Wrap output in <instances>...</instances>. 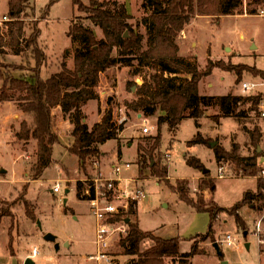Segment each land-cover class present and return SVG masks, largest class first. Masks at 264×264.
<instances>
[{
	"label": "rangeland",
	"instance_id": "rangeland-1",
	"mask_svg": "<svg viewBox=\"0 0 264 264\" xmlns=\"http://www.w3.org/2000/svg\"><path fill=\"white\" fill-rule=\"evenodd\" d=\"M81 1L83 7L77 6L74 0H31L26 3L20 19H17L23 21L25 26V36L21 39L24 45L34 27L40 28L36 47L46 56L40 68L43 80L59 73L64 64L72 68L75 58L86 46L84 37L74 38L69 35L72 25L83 24L94 31L97 39L104 37L102 28L88 19L91 14L86 10L90 0ZM100 1H108L109 4L104 8L112 11L115 10L113 1L126 5L131 14L130 23L134 31L142 35V47L146 49L149 32L144 19L153 12L143 7L144 0ZM244 2L245 7H241V10L244 8L242 12L245 13L247 0ZM6 5L7 0H0V15L6 14ZM195 11L175 40L179 48L178 57L192 63L173 75L176 81L189 78L187 70L192 65L205 71L214 64L218 67L198 83L201 95L233 93L248 96L264 93V75L259 73L260 70L264 71V15L259 12L250 16L243 14L221 19V16L205 17L197 8ZM0 27L1 32H7V26ZM6 41L10 42V37ZM4 49L5 55H0V92L6 87L1 75L12 72L16 78L29 77L36 67L34 48L25 49L21 54H15L8 46ZM155 73L156 69L140 64L135 57L129 64L118 63L99 75L97 98L81 106L83 121L91 130L102 121L110 107H113L114 115L119 107H124L130 119L124 124L126 134L120 132L118 140H109L103 147L99 145L100 154L89 155L84 160L71 152L74 145L71 113H64L60 107L53 109L60 143L54 147V165L46 169L37 180L31 179V168L37 159V141H24L17 136L22 123L30 122L32 118L20 109L17 102L0 103V199H16L23 193L26 184L28 193L25 200L29 203L27 207L24 202L17 200L13 216L5 218L0 226V264H25L24 254L31 253L35 246L39 250V255L34 257L36 264H96L88 258L98 250L95 242L97 224L91 216V201L86 198L85 190L92 186L90 179L98 171L105 177L113 176L114 164L123 165V178H138V184L145 191L138 207H134L139 215L131 216L128 209L121 212L118 220L132 218L133 221L138 220L144 232H152L164 238L179 237L184 252L191 250L192 239L195 238L194 241H198L204 253L195 255L192 264H264V247L260 249L256 234L261 219L264 230L262 198L255 197L251 203L238 209L247 229L236 222L235 215L223 212L213 222V234L203 240L202 236L208 234L210 214L197 211L174 190L177 183L185 180L186 196L198 202L201 200L209 207L219 205L226 209L242 201L249 191L258 194L257 181L264 180V156L256 166V176L247 175L248 169L239 165L237 160L252 163L256 146L264 154V117L260 110L258 113L249 110L250 104H241L237 113L245 110L249 115L242 118L222 116L219 106L213 105L206 108L199 123L193 118H186L175 130H171L168 124L159 129L157 121L160 112L147 116L140 109L128 107L129 103L137 100L136 85L141 86L150 81ZM234 73H240V82H236ZM244 83L261 85L252 91H245L242 86ZM140 113L142 116L138 118L137 114ZM143 117L148 118L152 126L151 134L142 133ZM159 132L160 150L163 155L167 153L164 157L168 174L166 178L154 177L150 172L141 173L137 164L139 144L145 143V137ZM199 133L208 143L189 147L188 141ZM217 147L222 150L220 160L215 155ZM231 154L236 155L235 158L231 159ZM185 156L200 159L203 167L197 171L188 166ZM97 159L100 169H96L93 164ZM127 162L131 163L130 168L125 166ZM221 168L223 178L219 177ZM57 181L61 184V191L55 193L52 189ZM28 208L35 213L33 218L27 214ZM47 233L57 236L59 249L55 248L54 243L45 240ZM227 235L232 236L233 246L224 242ZM215 244H218L223 255ZM152 245L151 240H146L141 247L145 250ZM22 247L25 253H22ZM131 251L132 243L118 238L111 246V255L114 256L112 264H130L134 257ZM166 261L172 264L170 258Z\"/></svg>",
	"mask_w": 264,
	"mask_h": 264
},
{
	"label": "trees",
	"instance_id": "trees-1",
	"mask_svg": "<svg viewBox=\"0 0 264 264\" xmlns=\"http://www.w3.org/2000/svg\"><path fill=\"white\" fill-rule=\"evenodd\" d=\"M29 1L31 0H9L8 15L10 20L3 24L8 27L7 32H1L2 28L0 27V55H5L4 48L6 46L12 48L15 54H21L25 49L34 48L33 58L36 60V67L32 69L29 77L16 78L13 77L12 72L1 75L6 87H3V91L0 92V103L17 102L20 109L30 114L32 118L30 122L22 123L17 136L24 141L32 139L37 141V159L31 168V179L33 180L40 179L46 169L55 163L54 147L60 143L56 120L53 117V109L57 107H60L66 114L71 113L74 125L72 131L74 145L71 152L81 160L89 155L100 154L99 145L112 139L118 140V135L123 131L124 125H117L113 107H110L102 121L95 124L90 130L87 123L83 121L81 106L97 98L96 87L101 73L118 63L126 62L127 65L135 57L138 58L140 64L156 69L157 73L152 75L150 81L141 86L136 85L137 100L129 103L128 107L133 110L140 109L147 116L160 112L161 115L158 116L157 121L159 129L162 125L168 124L171 130H175L186 118H193L199 123L206 108L213 105L219 106L222 116L248 117V112L245 110L237 113L241 104H250L249 110L259 112L258 106L264 99L263 92L248 96L233 93L217 96L200 94L198 83L201 78L208 76L214 68L218 67L214 64H211V68L205 71L192 65L191 68H187L189 78L181 82L176 81L173 77L179 70L192 64L178 57L179 48L175 40L180 30L184 28V24L189 21L190 15L196 12V8L201 15L207 16L234 14L243 11L244 8L241 10V7H245L244 0H144L143 7L153 12L150 17L144 19L149 32L146 49L142 47V35L135 32L130 23L131 14L128 13L125 4L113 1L115 10L112 11L104 8L109 4L108 1L90 0V6L86 10L91 14L88 19L102 28L104 37L97 39L94 31L83 24L72 25L69 35L74 38L84 37L86 46L75 58L72 68H68L64 64L59 73L49 76L46 80L42 79L40 72L46 56L36 47L41 34L40 28L34 27L25 45L21 41L25 36V26L23 21L17 19H20L26 3ZM74 2L77 6L83 7L81 0H74ZM246 6L247 13L258 14L264 10V0H247ZM7 37H10V42L6 41ZM142 49L144 50L142 51ZM259 73L264 75L262 70ZM234 74L236 82H240V73ZM255 132L258 131L255 130ZM143 140L145 143L139 144L137 149V164L141 173L150 172L154 177L166 178L168 174L164 157L167 156V153L163 155L160 150L161 133L147 136ZM207 143L208 140L199 133L188 141L187 145L191 147ZM221 152L222 150L217 147L215 150L217 160H220ZM235 156L231 154L229 157L232 159ZM262 156H264L263 152L259 151L256 146L255 157L251 159L252 163H245L242 159H238L237 163L248 169L247 175L256 176L258 172L256 166ZM185 157L188 166L194 169L203 167V162L200 159L194 156ZM186 182L183 180L179 182L180 184L177 183L174 190L197 211L210 214L208 234L202 236L203 240L213 234V222L223 212L235 215L236 222L244 225L243 227L247 229L238 209L242 205L251 203L255 197L264 200V180L262 179L257 181L258 194L254 195L252 191L247 192L242 201L230 209L219 205L209 207L201 200L198 202L193 197L186 196L184 193L187 188ZM91 190V197H93L95 195L93 186ZM27 193L28 185L25 184L23 193L16 199H0V226L5 218L13 216V207L17 204V200L24 202L25 204H23L29 207L28 201L25 200ZM86 198L89 197L86 196ZM134 207V203L130 204L131 216L138 214ZM121 212L120 210L118 216L121 215ZM27 214L33 218L35 213L28 208ZM125 220L129 227L126 240L132 243L131 255L134 256L130 264H167L166 260L169 258L172 260V264H192V258L195 255L204 253L198 241H194L195 238L192 239L191 250L182 252L179 237L164 238L152 232H144L141 230L138 220L133 221L132 218ZM146 240H151L153 245L142 250L141 245Z\"/></svg>",
	"mask_w": 264,
	"mask_h": 264
},
{
	"label": "built area",
	"instance_id": "built-area-1",
	"mask_svg": "<svg viewBox=\"0 0 264 264\" xmlns=\"http://www.w3.org/2000/svg\"><path fill=\"white\" fill-rule=\"evenodd\" d=\"M260 15H264V10ZM9 15H0V25L9 21ZM261 84H246L244 83L243 89L245 91H252L258 88ZM259 110L262 117H264V99L259 104ZM142 114L138 115V118ZM130 119L127 110L124 107H119L115 113V120L117 125H124ZM141 130L143 134L152 132V126L149 124L148 118L143 117L141 123ZM263 163V162H262ZM96 169H100L99 159L93 161ZM127 168L131 167V163H125ZM123 165H114L113 176L105 177L98 171L97 175L90 179V182L94 188L95 195L91 197V188L87 187L85 190L88 200L91 201V216L97 223V247L96 253L89 255V260L95 261L96 264L109 263L112 264L113 254L111 255V246L118 238L126 239L129 234V227L127 221L118 220V213L121 211H127L130 204L134 203L135 207H138L139 201L145 196V191L142 186L138 184V178H123L121 176ZM220 178H223V170L220 169ZM53 192L58 193L61 191V184L59 181L53 186ZM91 197V198H90ZM261 219L256 230V234L259 239V247H264V230L262 229ZM224 242L228 246H233L234 242L231 235H227ZM39 253L37 247L33 249V256Z\"/></svg>",
	"mask_w": 264,
	"mask_h": 264
},
{
	"label": "crops",
	"instance_id": "crops-1",
	"mask_svg": "<svg viewBox=\"0 0 264 264\" xmlns=\"http://www.w3.org/2000/svg\"><path fill=\"white\" fill-rule=\"evenodd\" d=\"M8 3H9V1L7 0V5H6V6H7V10H8V8H9ZM7 10H6V11H7ZM6 11H5V13L7 14L8 11H7V12H6ZM236 13H238V14H236ZM236 13H234V14H227V15H224V16L221 15V19H222V17H225V16H234V15H243V14H245L246 16H250V15H251V14H249V13H247V12H245V13H244V12H240V13H239V12H236ZM245 15H244V16H245ZM205 17H208V16L205 15ZM205 17H204V18H205ZM209 17L220 18V17H217V16H209ZM259 69H262V68H259ZM263 70H264V69H263ZM140 114H141V113H140ZM140 114H138V115H140ZM13 115L15 116V113H13ZM141 116H142V115H141ZM137 117H138V116H137ZM123 131H124V130H123ZM124 134H126V130L124 131ZM106 143H107V142H106ZM106 143H104V144L102 145V147H103ZM103 152H104V151H103ZM114 165H118V164H114ZM196 170H197V169H196ZM0 171H1V169H0ZM197 171H198V170H197ZM2 172H4V171H2ZM3 180H4V179H3ZM0 181H2V180H0ZM24 185H25V184H24ZM138 215H139V212H138ZM139 220H140V218H139ZM96 224H97V223H96ZM209 225H210V223H209ZM96 240H97V228H96ZM96 240H95V242H96ZM52 243H53V242H52ZM68 243H69V242H68ZM68 243H66V245H69ZM20 244H21V243H20ZM20 244H19V246H21ZM54 245H55V244H54ZM35 247H36V246H35ZM35 247H34V248H35ZM18 248H19V247H18ZM34 248H33V249H34ZM33 249H32V252H33ZM21 250H22V253H25V249H24V247H22ZM18 251L20 252L19 249H18ZM181 251H182V250H181ZM32 252H31V253L28 252V254H27V253L24 254V260H25L24 262H25V264H26V261L29 260V259H30L32 262H34V257H36L37 255H39V254H37L36 256H33ZM182 252H184V251H182ZM14 254H15V253H14ZM222 255H223V253H222ZM34 263H35V262H34ZM35 264H36V263H35ZM224 264H228V263H227V262H224Z\"/></svg>",
	"mask_w": 264,
	"mask_h": 264
},
{
	"label": "water",
	"instance_id": "water-1",
	"mask_svg": "<svg viewBox=\"0 0 264 264\" xmlns=\"http://www.w3.org/2000/svg\"><path fill=\"white\" fill-rule=\"evenodd\" d=\"M135 90V89H134ZM259 151H261L259 149ZM69 191V189L67 190ZM45 240L47 241H50V242H53L55 244V248L56 249H59L60 245L59 243L57 242V236L52 234V233H47L45 236H44ZM215 246L217 247L218 251L220 254H222V252L220 251V248L218 246V244H215ZM26 264H35L34 262H32L30 259L26 261Z\"/></svg>",
	"mask_w": 264,
	"mask_h": 264
}]
</instances>
